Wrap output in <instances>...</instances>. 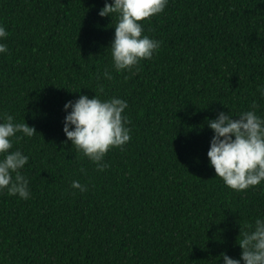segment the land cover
<instances>
[{"label":"trees","instance_id":"trees-1","mask_svg":"<svg viewBox=\"0 0 264 264\" xmlns=\"http://www.w3.org/2000/svg\"><path fill=\"white\" fill-rule=\"evenodd\" d=\"M103 4L0 0V112L37 131L13 141L29 156L30 196L0 190V264L238 258L240 227L264 213V181L236 191L215 176L205 118L254 100L264 115V0H168L141 21L160 46L130 75L111 68L115 20L97 14ZM81 93L128 101L130 140L106 152L103 170L62 131V106Z\"/></svg>","mask_w":264,"mask_h":264},{"label":"clouds","instance_id":"clouds-1","mask_svg":"<svg viewBox=\"0 0 264 264\" xmlns=\"http://www.w3.org/2000/svg\"><path fill=\"white\" fill-rule=\"evenodd\" d=\"M167 4L168 0H111L110 3L104 0L97 14L115 20L113 37L107 48L111 68L116 73L132 74L141 59L151 58L159 48L158 39L144 34L141 21L161 13ZM7 35L4 25L0 24V53L7 51L3 42ZM100 75L112 79V72L107 68ZM257 88L259 96L264 98V85ZM102 90L103 85H100L98 91ZM127 106L124 98H101L96 93L91 97L81 93L65 101L62 131L66 141L98 170H103L108 167L104 162L106 152L115 147L122 150L130 140L129 117L124 111ZM257 108L254 100L238 113L228 108V112L219 110L213 118H205L207 127L212 130L206 152L208 163L215 176L236 191L264 181V115L259 114ZM36 132L25 120L15 121L12 114L0 112V190L21 199L30 196L28 178L21 172L29 156L20 148H13V141L21 135L32 137ZM70 187L80 192L87 190V185L78 180H72ZM238 236L239 257L221 252L216 264H264V213L246 223L243 229L240 227Z\"/></svg>","mask_w":264,"mask_h":264}]
</instances>
